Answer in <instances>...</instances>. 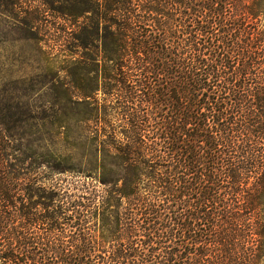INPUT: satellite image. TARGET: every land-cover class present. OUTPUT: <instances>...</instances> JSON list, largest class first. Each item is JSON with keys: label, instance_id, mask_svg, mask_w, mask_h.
Returning <instances> with one entry per match:
<instances>
[{"label": "trees", "instance_id": "16d2710c", "mask_svg": "<svg viewBox=\"0 0 264 264\" xmlns=\"http://www.w3.org/2000/svg\"><path fill=\"white\" fill-rule=\"evenodd\" d=\"M41 1L85 50L47 123L89 147L0 117V264H264V0Z\"/></svg>", "mask_w": 264, "mask_h": 264}, {"label": "rangeland", "instance_id": "374dc122", "mask_svg": "<svg viewBox=\"0 0 264 264\" xmlns=\"http://www.w3.org/2000/svg\"><path fill=\"white\" fill-rule=\"evenodd\" d=\"M35 14L36 21L32 20ZM74 30L76 22L56 15L41 0H0V117L23 122L11 131L22 148L30 140L31 147L41 151L68 152L76 141L80 154L88 150L85 126L78 125L76 140L73 128L61 134L47 123L61 116V107L68 120L82 109L73 93L71 72L72 60L81 59L85 50L73 46ZM59 89L65 92L59 94ZM29 169L38 172L44 185L83 178L67 172L50 175L40 163L30 164Z\"/></svg>", "mask_w": 264, "mask_h": 264}]
</instances>
